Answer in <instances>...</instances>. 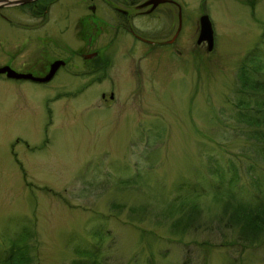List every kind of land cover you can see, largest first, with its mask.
<instances>
[{
    "label": "rangeland",
    "instance_id": "obj_1",
    "mask_svg": "<svg viewBox=\"0 0 264 264\" xmlns=\"http://www.w3.org/2000/svg\"><path fill=\"white\" fill-rule=\"evenodd\" d=\"M176 1L180 31L154 47L114 32L113 6L128 0H59L42 20L8 10L28 28L0 20V66L12 49L10 68L34 75L70 58L45 84L0 75V260L12 238L28 264H74L80 251L96 264H264V237L233 245L237 224L221 214L226 199L213 198L229 190L234 204L264 200V125L242 117L264 114V92L239 77L245 68L264 81V0ZM168 6L131 14L130 25L167 40L176 26ZM202 13L209 50L196 41ZM91 14L86 46L72 15ZM99 56L109 63L96 70ZM190 204L200 208L192 218Z\"/></svg>",
    "mask_w": 264,
    "mask_h": 264
},
{
    "label": "flooded vegetation",
    "instance_id": "obj_2",
    "mask_svg": "<svg viewBox=\"0 0 264 264\" xmlns=\"http://www.w3.org/2000/svg\"><path fill=\"white\" fill-rule=\"evenodd\" d=\"M58 2H59V0H32L31 2L20 4V5H4V6H0V20H3L4 23H6L8 25L9 24H16V22H14L10 18L11 17V12L8 11L10 9L23 11V13L26 16H28L29 20H33V19L42 20V19H44L45 16H47L50 13L51 8L55 4H57ZM146 2H149V3L147 5L142 6V4H144ZM125 4H127V6L129 8H124V7L123 8H119V7L113 6L114 10L117 13H119L120 17H121V19L118 20L117 24L115 26H113V28L115 29L114 32H116L119 29L118 27H120L121 29H125L127 32H129L131 35H133V37H135L136 39H138L139 41H141L143 43H146L150 47H154V45L168 43L167 40H169L171 38V36L174 34V32L176 31V28L178 26V12H179V9L181 11L180 4H178V2L176 0H165L163 2L156 3L153 7H152V0H128V2L125 3ZM159 5H169L167 8H165V10L169 11V12H171L173 10L172 13H175V15H176L175 16V18H176V26H175V30H174L173 34L170 36L169 39L163 40V41H153L152 39H147V38L142 37L137 31H135V29L132 27V25H130V17H131V14H135V15L136 14H145V15L150 14V15H153L155 13V11L158 9ZM68 6H70V4H68ZM89 10H90L91 13L92 12L94 13L95 12V7L93 5H90L89 6ZM129 10H131L132 13H129ZM165 10H163V11L166 13ZM157 15L158 14H155V16H157ZM15 19H16V17H14V20ZM72 20H73V29L72 30L75 31V33L77 34L76 36H79V35L81 36L82 32H87L88 34L86 35L87 38L85 40V43H86V46H88V45L90 46L92 41L94 40V34H93V31L90 30V28L93 26V27H95L97 29V24L95 22L96 21V17L91 14L90 16H87V20H86V17L83 19L80 16L76 17L75 20H74V16L72 15ZM86 22H88L89 24L86 25ZM16 25H19L20 27H23V28H28V26H30V24L28 22L25 23V24H16ZM51 27L52 28L49 29L50 31L56 30L58 28V27H55V26H51ZM63 29L64 28H61L60 31H63ZM179 31H180V29H179ZM179 31H178V33H179ZM3 33H4V29H1L0 30V37H4ZM197 33H198V22H197ZM177 35H176V37H177ZM175 38L173 39V41L175 40ZM172 42H170V43H172ZM88 50H89V47H88ZM87 53L88 54L94 53V55L91 56V57H86V55H88ZM72 54L74 56H79L84 61L92 59V58H95L97 56V52L94 51V50H91L89 52L85 51L84 53H80L79 51L73 50ZM15 55H16V53H15L14 49H12L10 54H7V56H9L10 61H11L12 57L13 58L15 57ZM27 58L29 60L28 53H27ZM55 60H62L63 63L60 64L55 69L53 75L51 76L50 79H48V81H46V82H35V81H30V80H28V81L31 82V83H36V84L48 83L50 80H52V78L57 74V72L61 68L65 67L66 65L69 64L68 60H70V58L67 57V59H61V58L51 59L50 61H48L46 63V66H44L45 70H43L44 69L43 66L40 69H37V71L38 70H40V71L43 70L42 72H40V73H38L36 75H34V73H31V72H28V73H30V74H32L33 76H36V77H42L48 72L52 62L55 61ZM10 61L8 60V62L7 63H3V65H8L9 66ZM103 62H104V64H103ZM108 63H109L108 59L101 58L99 56L98 59H97V62H96V68L95 69L99 70L98 67H100V69H101L104 66H107ZM34 68H35V66H34ZM0 75L4 76V74H0ZM13 80H17V79H13ZM101 94H103V93H101ZM109 98H110V94H109Z\"/></svg>",
    "mask_w": 264,
    "mask_h": 264
},
{
    "label": "trees",
    "instance_id": "obj_3",
    "mask_svg": "<svg viewBox=\"0 0 264 264\" xmlns=\"http://www.w3.org/2000/svg\"><path fill=\"white\" fill-rule=\"evenodd\" d=\"M250 57L253 60L251 55ZM239 77L241 80V85L245 89L250 91L264 92V81L251 80L248 71L245 68H242L240 70ZM263 103L264 101L256 102L257 105ZM242 117L248 118L249 119L248 122L252 124L264 125V114L261 115L260 117L258 116L252 117L248 115H244ZM244 118H240L239 120H242ZM262 134H264V132H262ZM254 136L258 137L257 134H255ZM258 138L264 139L263 136H259ZM233 195L234 194L231 191L225 190V195L223 197H220L216 194L213 198L216 202L218 201L222 202L226 199L223 202V204L220 203L221 204L220 211L222 215L228 216L229 222L237 224L236 230L238 231L239 239H236V241L233 242L232 244L239 245L240 248H242L243 246H250V244H252L256 240H261L264 237V200L262 199L257 200L256 201L257 203L250 205L240 202L238 198H235V201L236 199H238V201H236L237 204H234L231 202V198ZM229 205L232 207L230 210H229ZM186 209L188 213L190 211L189 213L191 215L190 218H192L193 215L199 213L200 208L197 204L196 206L194 204H190L186 207ZM190 218H186L184 223L191 224L192 220ZM176 222H178V220L173 222L175 223L174 226H176L177 224ZM18 248L19 245L15 241V239L12 238L9 239L7 241V249L5 250V254H4L6 255V258L0 260V264H28L26 259L19 258L20 253H18L17 255ZM80 254H81V256L79 257L80 259L78 261H75L74 264H96L92 261V258L87 255L86 251H80ZM183 264H187V262H183Z\"/></svg>",
    "mask_w": 264,
    "mask_h": 264
},
{
    "label": "water",
    "instance_id": "obj_4",
    "mask_svg": "<svg viewBox=\"0 0 264 264\" xmlns=\"http://www.w3.org/2000/svg\"><path fill=\"white\" fill-rule=\"evenodd\" d=\"M31 1L32 0H0V6L20 5V4L28 3ZM163 1H165V0H152V7L156 3L163 2ZM148 3L149 2H146V3L142 4V6L147 5ZM179 15L180 14L178 13V26L176 28V31L171 36V38L168 40V42H171L174 39V37L176 36V34L178 33V30L180 27ZM198 21H199V32H198V36H197L196 41L197 42L205 41L206 42V49L209 50L212 47V39H213L210 21H209L208 16L206 14L200 15ZM93 54H88V55H86V57H90ZM62 63L63 62L61 60L53 61L48 72L42 77H35L29 73L16 72L13 69L9 68L8 66H0V74H4L7 78L27 79V80H31V81H35V82H45L51 78L55 69Z\"/></svg>",
    "mask_w": 264,
    "mask_h": 264
}]
</instances>
